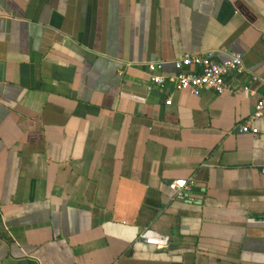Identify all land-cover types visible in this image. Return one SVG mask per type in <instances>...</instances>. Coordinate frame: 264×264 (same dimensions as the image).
Segmentation results:
<instances>
[{
	"label": "crops",
	"instance_id": "obj_1",
	"mask_svg": "<svg viewBox=\"0 0 264 264\" xmlns=\"http://www.w3.org/2000/svg\"><path fill=\"white\" fill-rule=\"evenodd\" d=\"M209 50L234 88L176 91ZM263 97L264 0H0V264H264Z\"/></svg>",
	"mask_w": 264,
	"mask_h": 264
},
{
	"label": "built area",
	"instance_id": "obj_2",
	"mask_svg": "<svg viewBox=\"0 0 264 264\" xmlns=\"http://www.w3.org/2000/svg\"><path fill=\"white\" fill-rule=\"evenodd\" d=\"M216 51L209 50L204 53L192 54L185 53L175 59L172 64L175 73L172 76L173 87L176 91H185L194 96H200L204 91L210 90L218 95H222L234 88L229 79L232 75H242L245 73L243 55L241 53H231L223 61L216 59ZM167 62L163 60L152 61L147 64L150 74L151 90L154 86L165 87L167 78L162 73ZM257 82V77L252 76L250 84ZM244 91H250V86H245ZM167 105H171L169 99ZM264 116V97L260 98L254 107L253 113L243 123L238 132L242 134H252L255 137L259 130L254 123ZM264 173V170H263ZM194 181L186 179H177L172 181L168 188L173 193V198L178 201H187L189 199V190ZM139 239L148 245L154 246L158 250L168 248L171 243L169 235H163L146 227L139 233Z\"/></svg>",
	"mask_w": 264,
	"mask_h": 264
}]
</instances>
